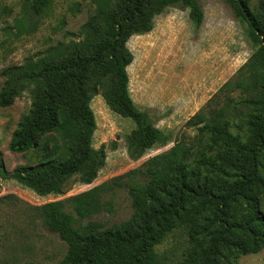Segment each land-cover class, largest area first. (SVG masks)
Returning <instances> with one entry per match:
<instances>
[{"label": "trees", "instance_id": "trees-1", "mask_svg": "<svg viewBox=\"0 0 264 264\" xmlns=\"http://www.w3.org/2000/svg\"><path fill=\"white\" fill-rule=\"evenodd\" d=\"M225 2L245 27L254 50L249 59L185 122L169 150L86 192L31 205L32 216L68 248L57 262L21 264H165L157 246L180 228L189 245L179 264H237L240 256L264 248V3L253 8L252 0ZM50 3L33 0L31 8L41 13ZM167 6L189 7L196 28L202 26L200 0H114L83 25L81 39L58 44L36 63L3 71L2 107L32 86L31 107L8 148L34 151L38 161L8 171L0 151V183L14 179L42 196L65 193L71 181L92 183L107 157L105 144L92 143L96 95L135 122L125 135L132 159L153 147L162 131L133 100L128 42L151 31L154 16ZM235 112L244 116V134L232 130ZM117 189L128 192L133 212L110 223L99 218L115 210L103 196Z\"/></svg>", "mask_w": 264, "mask_h": 264}, {"label": "rangeland", "instance_id": "rangeland-1", "mask_svg": "<svg viewBox=\"0 0 264 264\" xmlns=\"http://www.w3.org/2000/svg\"><path fill=\"white\" fill-rule=\"evenodd\" d=\"M114 0H51L41 13L31 8L33 0H0V92L5 84L3 71L15 66L36 63L60 43L81 39L83 25L100 8ZM205 18L197 29L189 7L167 6L153 18L149 32L135 34L128 42L134 60L128 67L129 85L135 104L150 113L162 134L152 148L138 159L127 151L125 135L135 122L114 112L102 95L91 100L97 129L93 146L106 145V164L90 183L71 181L65 193L39 195L14 179L1 180L0 264L24 261L57 262L67 252V243L50 231L39 217L32 216L31 205L64 200L138 167L144 161L169 150L194 115L253 53L244 25L233 15L225 0H200ZM264 0H252V7ZM32 86L27 87L11 106L0 105V151L6 168L38 161L34 151L13 153L8 144L21 117L31 107ZM237 97L240 92L236 91ZM232 130L245 133L244 116L232 114ZM188 132L194 135L195 128ZM115 147V148H114ZM113 201L114 213L104 218L120 222L131 216L133 208L128 192L117 189L103 196ZM184 228L175 229L157 246L165 264H179L188 247ZM237 264H264V248L240 256Z\"/></svg>", "mask_w": 264, "mask_h": 264}]
</instances>
